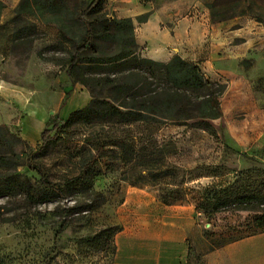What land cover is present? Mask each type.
Masks as SVG:
<instances>
[{"label":"rangeland","instance_id":"374dc122","mask_svg":"<svg viewBox=\"0 0 264 264\" xmlns=\"http://www.w3.org/2000/svg\"><path fill=\"white\" fill-rule=\"evenodd\" d=\"M90 1L66 2L71 9L81 10ZM212 1L104 0L102 13L123 19L147 4L178 19L204 17L218 24L210 21ZM251 1L252 10L244 16L264 31V0ZM3 6L0 264H111L110 235L118 229L113 211L130 188L144 189L159 201L194 208L197 231L190 240L189 264H202L205 252L264 232L257 220L264 204L246 209L231 205L216 212L208 207L214 192L221 198L252 191L264 195V44L251 73L249 63L242 65L248 71L244 78L211 80L201 70L206 80L222 87L218 96L222 116L211 121L212 133L171 124L148 129L133 125L127 132L114 127L113 142L122 145L105 146L87 169L85 182L69 190L66 182L93 160L103 142V127H59L70 111L91 100L88 90L67 73V61L84 37L74 29L78 37L68 39L47 17L35 15L24 16L33 27L26 38L14 41L13 30L23 24L9 25L15 7ZM138 17L130 18L133 27ZM84 91L88 103L75 102ZM53 125L58 129L51 130ZM45 129L51 131L43 145L40 134ZM126 155L131 158L129 165L121 162ZM40 175L65 188V196L48 199Z\"/></svg>","mask_w":264,"mask_h":264},{"label":"trees","instance_id":"16d2710c","mask_svg":"<svg viewBox=\"0 0 264 264\" xmlns=\"http://www.w3.org/2000/svg\"><path fill=\"white\" fill-rule=\"evenodd\" d=\"M66 1L20 0L13 9V17L8 24H23L21 28L13 30L14 41L26 38L33 27V23L24 16L35 15L44 19L47 17L68 39L78 37V34H74V29L79 30L84 37L67 61V73L88 90L91 100L85 107L74 110L66 119L61 120L59 127L62 129L78 124L103 127V142L97 147L93 160L76 177L66 182L67 189L76 190L74 184L85 182L87 169L97 160V155L105 146L122 145L121 142H113L111 130L114 127H122V132H127L133 125L148 129L171 124L213 132L211 121L222 116L218 102L222 87L206 80L198 65L179 57H174L167 63L143 58L138 53L130 18L110 19L105 16L102 13L104 0H91L81 10L77 6L71 9ZM252 5L251 0H213L208 6L210 21L219 23L244 16L251 12ZM3 7L0 1V11ZM254 18L260 21L257 16ZM145 20V16L138 17V23ZM57 129L56 125L51 128ZM51 130L45 129L40 134L43 145ZM130 161L131 158L127 155L121 160L124 165H129ZM165 176L163 173V177ZM40 179L48 191V199L65 196V188L48 182L43 175H40ZM217 195L214 192L212 202H208L212 212L231 205H235L237 209H246L264 204V195L256 191L234 198H221ZM161 202L165 205L173 204L165 200ZM260 212L262 216L257 218L258 227H263L264 209ZM64 223V226L68 224L66 218ZM62 229H59V233ZM116 231L117 229L110 235L112 255V236Z\"/></svg>","mask_w":264,"mask_h":264},{"label":"crops","instance_id":"0c3cea01","mask_svg":"<svg viewBox=\"0 0 264 264\" xmlns=\"http://www.w3.org/2000/svg\"><path fill=\"white\" fill-rule=\"evenodd\" d=\"M0 1L13 8L20 0ZM143 15L146 20L134 25L143 58L167 63L179 57L198 65L211 80L244 78L248 71L242 65L249 63L251 73L264 44V31L248 16L212 24L204 17L178 19L146 4L125 17ZM86 93L80 92L75 102L87 104ZM113 218L118 229L112 236L111 264H189L190 240L197 231L191 205H165L144 189L130 188ZM201 259L202 264H264V232L209 250Z\"/></svg>","mask_w":264,"mask_h":264}]
</instances>
